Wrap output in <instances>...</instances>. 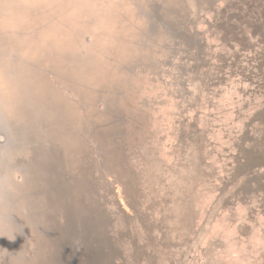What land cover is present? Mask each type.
Wrapping results in <instances>:
<instances>
[{"label": "rangeland", "instance_id": "374dc122", "mask_svg": "<svg viewBox=\"0 0 264 264\" xmlns=\"http://www.w3.org/2000/svg\"><path fill=\"white\" fill-rule=\"evenodd\" d=\"M235 6L0 0V264H264V193L187 50L196 25L217 56Z\"/></svg>", "mask_w": 264, "mask_h": 264}, {"label": "trees", "instance_id": "16d2710c", "mask_svg": "<svg viewBox=\"0 0 264 264\" xmlns=\"http://www.w3.org/2000/svg\"><path fill=\"white\" fill-rule=\"evenodd\" d=\"M228 1L231 3V0ZM232 2H237L238 10L232 8L225 15L230 27L234 28L235 38L220 42L217 45L220 51L214 56L205 33L193 25L189 27V36L195 42H187V50L192 54L191 71L196 74L199 72L195 77L200 78V73H203L201 83L204 86L203 94L206 95L204 108L210 112L209 118L213 124L221 115L233 117L239 125L237 131L231 132L235 137L234 142L222 151H232L233 167L239 170L237 178L254 179L256 189L251 190V193L257 195L264 193V178L261 177L264 173V142L258 143L254 132L255 126L264 128V42L259 43L260 35H257L256 40L248 39L246 35H255L248 30L254 23V27L259 28L257 24L264 21V3L262 5L261 0ZM205 9L216 22L219 14H216L215 8H211L213 11ZM225 94L230 95L229 102L224 99ZM255 97L262 98L260 106L255 104ZM260 116L263 118H258ZM230 124V120H225L222 127L215 126L214 129L219 128L225 139L229 134L225 127L231 129Z\"/></svg>", "mask_w": 264, "mask_h": 264}, {"label": "flooded vegetation", "instance_id": "af4514ba", "mask_svg": "<svg viewBox=\"0 0 264 264\" xmlns=\"http://www.w3.org/2000/svg\"><path fill=\"white\" fill-rule=\"evenodd\" d=\"M219 1H221V0H219ZM223 1H224V4L226 3V5H227V2H230V1H228V0H223ZM232 1H234V0H231V3H233ZM261 1H262V2H261L262 5H263L264 0H261ZM258 4H259V3H258ZM211 8H215V7L213 6V7H211ZM211 8H210V10L213 11L214 9H211ZM205 10H206V9L201 10V8H199V7L196 6V10H195L194 13L197 14V13L199 12V14H202V18L205 19L204 16L207 17V15H208V14L206 13ZM208 10H209V9H208ZM234 10H238V5L234 7ZM215 12H216V14L218 15V13H217V9H216V8H215ZM227 12H228V11H227ZM209 17H210V19H212L211 16L208 15V18H209ZM257 25H260V26H261L260 22H259ZM234 38H235V35H234ZM234 38H233V39H234Z\"/></svg>", "mask_w": 264, "mask_h": 264}, {"label": "water", "instance_id": "95a60500", "mask_svg": "<svg viewBox=\"0 0 264 264\" xmlns=\"http://www.w3.org/2000/svg\"><path fill=\"white\" fill-rule=\"evenodd\" d=\"M163 27H164L163 29H164L165 31H169V29H168L167 27H165V26H163ZM180 39H181V38H180ZM192 39H193V42H195V41H194V38H192ZM7 141H8V140H7Z\"/></svg>", "mask_w": 264, "mask_h": 264}]
</instances>
